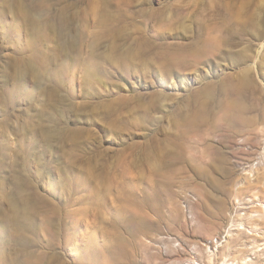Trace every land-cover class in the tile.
Returning a JSON list of instances; mask_svg holds the SVG:
<instances>
[{"label": "rangeland", "instance_id": "rangeland-1", "mask_svg": "<svg viewBox=\"0 0 264 264\" xmlns=\"http://www.w3.org/2000/svg\"><path fill=\"white\" fill-rule=\"evenodd\" d=\"M239 139L264 141V0H0V264H181L165 234L264 264Z\"/></svg>", "mask_w": 264, "mask_h": 264}, {"label": "built area", "instance_id": "built-area-1", "mask_svg": "<svg viewBox=\"0 0 264 264\" xmlns=\"http://www.w3.org/2000/svg\"><path fill=\"white\" fill-rule=\"evenodd\" d=\"M238 144L240 148L244 149L246 152H253V159L251 161H242L239 168L241 175L244 176V179L254 181L256 178H253L256 177V175H259L262 170L264 171V141H261L255 148H253L251 144L244 142V139H239ZM262 167L263 169H261ZM198 200L197 194L191 190L185 191L181 196L182 211L184 213L186 222L191 227H193L197 222L195 206L198 203ZM224 239V236L218 235L206 240L203 244L204 251L207 254H214V252L224 243ZM157 246H160L164 250H166L168 247H172L176 251L187 252L188 256L181 264H203L202 261H199V244L184 243L173 235L165 234L163 237H161L160 241L157 243Z\"/></svg>", "mask_w": 264, "mask_h": 264}]
</instances>
